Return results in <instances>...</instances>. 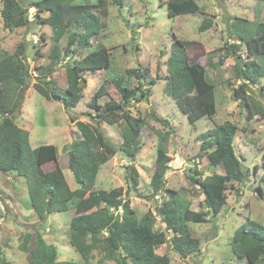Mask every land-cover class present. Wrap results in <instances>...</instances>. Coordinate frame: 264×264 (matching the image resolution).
<instances>
[{"label": "trees", "instance_id": "16d2710c", "mask_svg": "<svg viewBox=\"0 0 264 264\" xmlns=\"http://www.w3.org/2000/svg\"><path fill=\"white\" fill-rule=\"evenodd\" d=\"M76 0H37L30 3L35 10L38 23L47 25L52 31L53 46L48 54L49 63L30 69L25 61V43L20 42L13 53L0 52V172H15L26 180L30 207L39 221L51 213L65 212L73 208L69 222V243L80 255V262L57 261L54 246L47 244L40 233H26L18 248L29 253L28 264H91L94 253L100 255L99 263L114 261L115 264H170L166 254L156 251L170 243L171 250L181 258L195 253L199 240L191 236L189 223L201 224L209 214L217 216L225 205L226 191L233 183L245 182L249 171L244 170L234 151V137L237 126L229 121L213 126L199 134L198 157H206L211 167L221 168V173H213L202 179L189 176V181L197 185L203 200L199 207L205 211L191 209V203L172 189L165 188L166 174L170 171V158L165 148L160 145L155 152V166L149 186L153 196L162 195L153 210H148L139 219L121 198L115 189H94L96 176L102 165L116 153L127 159H133L141 149L140 135L145 124L138 116H131L128 108L132 101H147L150 87L156 84L157 77L148 80V69L139 67L127 69L126 78L117 76L111 79L119 99H111L104 105L99 99L107 94L104 84L95 90L88 106L95 113H87L94 124L75 122L79 139H75L67 148L68 168L73 176L76 189L72 190L57 164V148L54 145H40L30 149L29 133L18 127L15 120L20 112L22 92L34 72L38 82L33 89L46 100L61 103L64 108L76 106L82 98L85 81L83 72L108 71L111 65L110 49L103 44L88 51L81 57H75V51L89 49V38L103 27L100 17L107 16L105 2L97 0L94 4L75 3ZM85 1V0H82ZM262 2L264 0H256ZM118 11L123 8L124 0H112ZM98 10L99 15H96ZM168 18L182 14L200 12L194 0H168L166 6ZM27 9L17 0H3L0 10L3 28L13 31L29 23ZM95 11V12H94ZM47 14L46 17L40 16ZM100 16V17H99ZM239 23L245 22L236 19ZM211 19H204L199 32L208 30ZM239 27V26H238ZM234 29V25L232 26ZM66 35V44L61 50L59 41ZM239 43H227L224 53L213 63L207 56V65L221 66L228 57L236 60L232 66V76L238 82L233 89V98L245 113V120L251 122L255 117L264 118V107L250 92L257 86L264 96V22L255 23L252 29L239 27L235 34ZM193 41L173 37L170 55L166 60V94L175 101L180 112L190 125L207 116L215 114L214 85L208 81L206 69L202 64L191 62L189 51ZM243 45L245 56L241 53ZM36 55L39 56L36 50ZM74 56V57H73ZM70 57L66 66V87L61 90L52 79L56 65L61 59ZM262 61L261 63L259 61ZM263 63V65H262ZM139 80L136 87L129 85L128 77ZM263 83L259 85V82ZM148 84L145 87L144 82ZM152 118L159 124L167 125L154 113ZM124 122L130 137L125 138L116 148L106 142L99 125L105 123L114 126ZM53 163L52 171L45 172L44 166ZM260 183L264 184V165ZM259 167H253L257 173ZM128 180L135 190L138 185V173L128 170ZM262 194L261 189H257ZM121 210V213H119ZM159 217L165 230L171 233L168 239L164 231L154 230ZM232 253L247 264L264 262V226L247 219L232 236ZM0 242V264H11L2 257Z\"/></svg>", "mask_w": 264, "mask_h": 264}, {"label": "rangeland", "instance_id": "374dc122", "mask_svg": "<svg viewBox=\"0 0 264 264\" xmlns=\"http://www.w3.org/2000/svg\"><path fill=\"white\" fill-rule=\"evenodd\" d=\"M2 1L0 0V10ZM17 1L28 10L29 23L8 31L3 28L0 17V52L11 54L18 43L24 42L25 61L30 69L46 65L49 63L48 54L53 46L52 31L49 26L38 23L35 19V10L30 7V3L37 0ZM96 1L76 0L75 3L94 4ZM103 1V9L107 13L105 17L99 16L103 27L89 38V49L75 51V57H81L93 50L97 44H103L111 53L108 71L82 73L85 81L82 98L72 108H64L54 100H46L35 91L33 83L38 81L31 71V77L22 92V103L15 124L28 131L30 149L40 145L56 146L57 164L67 183L76 189L68 168L66 151L75 139L80 138V134L70 116L77 121L93 125L94 121L87 113L95 112L89 108L88 102L99 85L104 84L107 89V94L99 99V103L104 105L110 98L119 99L111 84L112 78H126L127 69L147 68L148 80L158 78L156 84L149 88V99L132 101L128 108L131 116L141 117L145 122L140 135L141 149L133 159H127L120 153L110 157L100 167L94 189L117 190L121 198L128 202L137 219L148 210H153L162 195L153 196L149 182L154 171L156 149L162 145L170 158V171L165 176V188L175 190L180 197L189 201L191 209L205 211L204 207H199L203 195L188 177L193 175L202 179L213 173H221L222 170L211 167L204 155L197 156L200 146L197 137L217 124L232 122L237 126L233 142L234 151L242 168L250 172L248 179L228 187L225 205L217 216L209 214L204 223L188 224L191 236L199 240V248L195 253L181 258L171 250L169 242L161 246L156 253L166 254L170 264H247L232 253V236L247 219L264 226V184L259 181L264 165V119L255 117L253 121L247 122L243 109L233 98V89L238 86L232 76V66L236 60L228 57L223 65L210 67L207 65V56L216 63L218 57L224 53L227 43H239L236 36L230 38L232 30L236 34L239 27L249 30L255 23L264 22L262 2L194 0L200 7V12L168 18V0H124L120 12L112 0ZM95 11L96 15H99L98 10ZM40 16L46 17L47 14ZM204 19H211L212 25L208 30L199 32V26ZM236 19L245 22L238 24ZM173 37L194 42L189 51L190 61L202 64L206 69L208 81L214 85L215 114L211 118L203 117L194 125L187 122L175 101L165 92V63L170 55ZM65 44L66 35L59 41L61 50ZM36 50L39 56L36 55ZM241 50L244 57L243 45ZM70 62V57L61 59L52 74V79L61 90L66 87L65 70ZM128 81L132 87L141 82L132 76L128 77ZM261 83L263 80L259 85ZM147 84L148 81L144 82L145 87ZM251 89L250 94L264 107V96L259 93L257 86ZM151 113L166 120L167 125L156 122ZM99 127L106 142L115 148L125 138L130 137V131L124 122L114 126L101 123ZM255 165L259 167L257 173L252 172ZM53 168L54 164L48 163L44 166V171L49 172ZM130 169L138 173V185L135 190L131 188L128 180L127 173ZM257 189H261L262 194ZM73 213V208H70L65 212L51 213L39 221L30 207L25 178L15 172H0V242L2 257L11 264H28L29 253L20 251L18 246L26 233L37 232L47 244L54 246L57 261L80 262V255L69 243V222ZM154 230L164 231L168 239L171 237L159 217L156 219ZM99 258L100 255L94 253L91 264H115L114 261L99 263Z\"/></svg>", "mask_w": 264, "mask_h": 264}, {"label": "crops", "instance_id": "0c3cea01", "mask_svg": "<svg viewBox=\"0 0 264 264\" xmlns=\"http://www.w3.org/2000/svg\"><path fill=\"white\" fill-rule=\"evenodd\" d=\"M264 119V118H263ZM70 189L74 190L75 188H72L70 185H69Z\"/></svg>", "mask_w": 264, "mask_h": 264}]
</instances>
